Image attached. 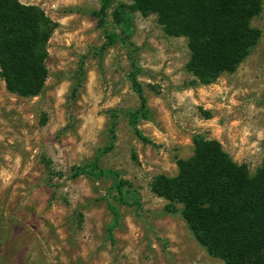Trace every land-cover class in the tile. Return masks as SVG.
<instances>
[{"label":"rangeland","instance_id":"1","mask_svg":"<svg viewBox=\"0 0 264 264\" xmlns=\"http://www.w3.org/2000/svg\"><path fill=\"white\" fill-rule=\"evenodd\" d=\"M20 1L39 6L57 26L39 94L10 93L0 79V264H223L195 241L178 211L164 210L150 181L176 173L175 161L191 155L195 133L218 140L250 172L264 159V0L251 20L261 31L257 44L234 71L205 85L192 84L185 68L186 38L165 34L154 14L135 13L132 41L150 109L139 129L151 143L135 136L123 112L138 105L128 46L98 53L104 37L91 11L99 1ZM113 109L115 146L100 166L132 183L141 208L118 206L111 241L110 178L66 174L107 143ZM44 159L64 175L47 184Z\"/></svg>","mask_w":264,"mask_h":264},{"label":"trees","instance_id":"2","mask_svg":"<svg viewBox=\"0 0 264 264\" xmlns=\"http://www.w3.org/2000/svg\"><path fill=\"white\" fill-rule=\"evenodd\" d=\"M98 1L99 7L91 14L103 31L99 55L116 43L129 48L128 77L138 105L123 112L142 143H151L139 129L140 121L149 119L150 109L138 78V47L132 41L135 13L154 14L165 34L186 38L189 55L185 68L193 77L192 84H209L221 73L234 71L261 35L251 20L260 13L262 0ZM56 26L35 4L0 0V79L8 92L31 97L42 91L48 76L47 43ZM117 116L118 110H111L107 143L97 148L89 161L72 166L66 174L72 179L80 175L110 178L113 199L107 202L111 220L106 232L111 241L121 219L118 206L141 208L132 183L119 170L100 166L101 157L115 146ZM191 140V155L176 159L174 175H155L150 191L165 199L166 212L178 211L195 241L223 264H264V159L250 172L246 164L234 161L218 140L200 133ZM44 166L47 184L53 176L64 175L53 169L49 159H44Z\"/></svg>","mask_w":264,"mask_h":264}]
</instances>
